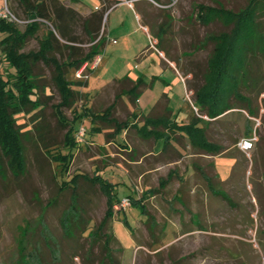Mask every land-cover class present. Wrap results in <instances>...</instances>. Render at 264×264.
I'll list each match as a JSON object with an SVG mask.
<instances>
[{
	"label": "rangeland",
	"instance_id": "obj_1",
	"mask_svg": "<svg viewBox=\"0 0 264 264\" xmlns=\"http://www.w3.org/2000/svg\"><path fill=\"white\" fill-rule=\"evenodd\" d=\"M61 1L78 13L70 31L85 52L92 42L82 28L84 18L99 13L97 35L106 37L102 61L88 70V78L77 79L74 71L69 74L86 82L76 87L80 92L77 112L89 108L103 113L114 104L113 117L131 124L114 135L112 124L92 123L90 115L84 116L85 140L74 148L64 179L70 181L79 173L100 174L116 184V195L128 197L130 205L116 211L100 228L107 198L99 187L80 177L63 188L57 163L35 142H26V174L15 177L9 170L0 174V262L264 264V54L249 67L251 76L240 88L243 99L231 100L235 109L217 119H205L208 137L223 146L220 153H203L188 137L172 132V145L163 146L162 141L142 137L134 127L143 124L144 114L163 115L170 105L179 123L197 116L194 106L204 114L194 93L204 83L214 48L208 36L228 27L220 21L200 23L197 5L222 4L240 10L249 0H142L136 4L138 14L143 13L141 20L129 7L111 12L119 2L131 0H104L96 7L90 0ZM4 2L0 0V6ZM7 4L24 28L27 16L18 0H7ZM121 15L127 19L129 35L122 37L123 30L116 28L110 36V27L116 26ZM260 18L264 25V13ZM38 47L35 37L25 50ZM51 75V68L43 65L42 83L47 86L42 122L62 142L67 129L54 115L59 95ZM136 77H143L145 86L140 101L134 103L124 91ZM73 113L65 109L70 120ZM19 120L25 128L33 126L30 115ZM93 124L103 131H92ZM249 138L254 145L244 151L240 142Z\"/></svg>",
	"mask_w": 264,
	"mask_h": 264
},
{
	"label": "trees",
	"instance_id": "obj_2",
	"mask_svg": "<svg viewBox=\"0 0 264 264\" xmlns=\"http://www.w3.org/2000/svg\"><path fill=\"white\" fill-rule=\"evenodd\" d=\"M18 2L27 16V20L23 22L24 28H21L18 18L17 21L0 18V174H5L8 170L15 177L26 174V142H35L36 147L60 167L59 176L62 177L60 181L63 188L69 186L70 182L76 184L82 177L97 185L106 196L107 210L101 228L114 217V206L121 200L115 193L116 184L100 174L89 177L79 173L70 181L64 179L70 168L73 150L78 145L76 133L83 125L81 120L84 116L90 115L92 123L101 120L112 124L115 126L114 135L131 125L128 120L119 121L113 117L114 104L108 106L103 113L93 112L89 108L79 113L75 107L80 97L76 87L86 82L74 80L69 74L71 71L75 73L85 62H91L104 47L106 37L99 38L97 35L100 14L96 12L82 20V28L92 42L90 49L85 52L78 44V37L70 31V24L79 19L74 8L61 0ZM196 11L200 23L208 25L213 21H220L228 27V30L208 36L214 42V48L203 75L204 83L194 93L196 102L204 111L203 115L212 120L235 109L231 102L233 98L243 99L240 88L248 76H251L249 67L259 54H264V25L260 18V14L264 13V0H249L240 10L230 9L222 4L200 3ZM42 29L44 31L39 37ZM35 37L39 39L38 49L26 51L27 42ZM63 51H66V56H59ZM43 65L51 68V79L59 95L58 103L53 104V111L58 123L67 129L62 142L52 137L49 128L42 122L44 119L41 113L46 105L43 95L46 94L47 86L42 83ZM143 85L145 83L142 79L136 80L124 93L133 97L135 103ZM120 97L121 95H117L118 99ZM65 109L74 112L71 120L66 116ZM27 115L33 119V126L30 128H25L19 120ZM134 127L144 138L161 139L164 146L169 145V133L172 132L188 137L192 146L203 153L218 154L223 150L220 143L208 137L207 124L200 116L193 117L188 123H179L167 115H147L141 126L134 124ZM102 129V126L94 124L91 127L95 132H102ZM139 202L132 201L137 205ZM75 206L74 212L78 210ZM96 233L92 231L91 235Z\"/></svg>",
	"mask_w": 264,
	"mask_h": 264
},
{
	"label": "built area",
	"instance_id": "obj_3",
	"mask_svg": "<svg viewBox=\"0 0 264 264\" xmlns=\"http://www.w3.org/2000/svg\"><path fill=\"white\" fill-rule=\"evenodd\" d=\"M134 0H131V2L129 3V1H127L130 5L133 4ZM153 1V0H152ZM107 16V15H106ZM0 18L9 20V21H17V17L15 16V14L9 9L8 4H7V0H5L4 5L0 6ZM105 17V21H106ZM103 37V36H101ZM99 37V38H101ZM102 61V56L100 54L96 55L94 57V59L91 62H85L80 68H78L75 71V75L77 77V79H87L88 78V70L90 69H94L95 67H97ZM195 111L197 116L203 117L204 119H209L208 116L206 115H202L199 112V109L194 106ZM87 133V129L84 125H81L77 131L76 134V138L78 143H81L85 140V135ZM253 141L249 138V139H244L240 142V147L242 148V150L244 151H248L250 149H252L253 147ZM130 205V199L128 197H124L121 198V200L115 204L114 208L116 211L126 208L127 206Z\"/></svg>",
	"mask_w": 264,
	"mask_h": 264
},
{
	"label": "crops",
	"instance_id": "obj_4",
	"mask_svg": "<svg viewBox=\"0 0 264 264\" xmlns=\"http://www.w3.org/2000/svg\"><path fill=\"white\" fill-rule=\"evenodd\" d=\"M63 1H66V0H63ZM104 0H90L89 2V4H93V7H96V6H98V5H101V2H103ZM140 2H142V0H138V1H136L135 3H134V6H132V5H130V4H128V3H126V2H119L115 7H112L111 9V12L113 11V10H116V9H118L119 7H129L128 9H130V10H132V11H137L136 10V4L137 3H140ZM87 3V2H86ZM88 4V3H87ZM88 4V5H89ZM86 5V4H85ZM88 8H90V10L92 9V7H89V6H87ZM111 12H110V14H109V16L111 15ZM135 14H136V12H135ZM123 15H124V13H123ZM143 15V13L141 14H138V11H137V14H136V16L138 17V18H140V20H141V16ZM119 19L120 20H118L117 21V24H116V26H111L110 27V29H109V35L111 36V34H112V31L113 30H116V28H121V30H123V31H121V36L122 37H126V36H128L129 35V33H128V26H127V24H126V18L125 17H123L122 15L119 17ZM114 40H115V42L117 41V37H114L113 38ZM127 75H129V74H127ZM127 75H124V76H121V77H119V78H123V77H126ZM128 77H130L131 79H134V78H132V75L130 74ZM156 77L154 76L153 77V79H155ZM136 80H139V79H142L144 82H145V79L143 78V77H136L135 78ZM106 80V79H105ZM135 80V81H136ZM145 86V85H144ZM165 92H167V91H165ZM168 98H169V96H168ZM138 101H140V99H138ZM159 101V99L156 101V103ZM169 102H170V99H169ZM155 103V104H156ZM154 104V105H155ZM170 105V104H169ZM153 108V107H152ZM167 110V113H165V114H163V115H158V116H164V115H167V116H170L171 117V119H174V115H173V109H172V107H171V105L170 106H168V109H166ZM144 113V112H143ZM145 116H147L148 114H144ZM153 116V115H152ZM220 117V116H219ZM217 119V118H216ZM175 120V119H174ZM212 120H214V119H212ZM167 133H169V132H167ZM170 134V133H169ZM177 134V133H176ZM178 134H180V133H178ZM171 135V134H170ZM181 135V134H180ZM174 140V136H172L171 135V140H170V143H169V145H172V141ZM158 141H162L161 139H159ZM162 144H163V142H162ZM178 144V146L180 145L179 143H177ZM163 146H164V144H163ZM179 147H181L182 148V146L180 145Z\"/></svg>",
	"mask_w": 264,
	"mask_h": 264
}]
</instances>
